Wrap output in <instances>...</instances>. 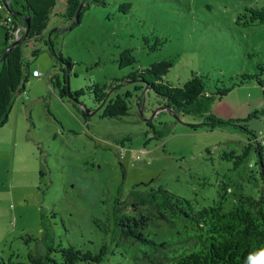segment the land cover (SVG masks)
Returning a JSON list of instances; mask_svg holds the SVG:
<instances>
[{"label": "rangeland", "instance_id": "rangeland-1", "mask_svg": "<svg viewBox=\"0 0 264 264\" xmlns=\"http://www.w3.org/2000/svg\"><path fill=\"white\" fill-rule=\"evenodd\" d=\"M263 1L107 0L105 5L92 3L80 23L64 29L69 25L61 14L66 0H58L44 38L51 37L74 62L72 90L170 59L166 80L182 84L195 71L205 76L211 93L264 65V21L254 18ZM125 2L128 11L120 7ZM6 15V8L0 10V43ZM36 47L40 52L33 56ZM127 47L136 61L121 68L117 59ZM24 56L30 73L36 68L42 75L30 74L0 127V264L9 257L34 264L28 253L44 254L50 245L97 252L103 242L115 253L90 264H137L112 238L118 203L134 187L162 185L196 208L222 201L224 210L242 194L260 195L264 182L251 133L237 123L193 127L210 112L225 120L248 118L240 123L264 141V91L256 81L234 86L222 98L206 99L204 115L181 113L178 118L160 108L162 98L149 88L141 106L136 97L128 99L129 114L102 117L91 93L79 101L59 96L51 78L62 77V70L44 39L27 41ZM127 89L133 90L134 83L117 91ZM74 102L89 109L87 120ZM147 121L161 131L160 138L146 142V130L149 137L153 134ZM250 138L253 147L243 163L222 156L225 150L241 153Z\"/></svg>", "mask_w": 264, "mask_h": 264}, {"label": "trees", "instance_id": "trees-1", "mask_svg": "<svg viewBox=\"0 0 264 264\" xmlns=\"http://www.w3.org/2000/svg\"><path fill=\"white\" fill-rule=\"evenodd\" d=\"M2 1V0H0ZM58 0H10L9 7L19 14H11L12 19L2 24L4 40L0 43V59L8 45L16 38L15 32L21 36L28 28L25 39L15 44L6 56L0 60V127L8 120L17 95L23 92L30 78V62L25 59L24 46L27 41L44 39L48 49L60 63L63 76L55 74L51 78L54 88L60 97L69 96L75 101L85 93H91L93 100L101 110L102 117H119L129 114V98L136 97L139 106L142 104L143 90L152 89L162 98V103L169 105L178 115L194 113L204 115L206 99L222 98L234 86L256 81L264 91V65L259 64L256 73L236 75L232 85L217 86L216 91L207 93L205 76L192 71L190 77L182 84L166 80L164 76L170 71L173 62L170 59H159L146 67L132 69L121 77H114L104 84L93 82L85 87L72 90L69 86V70L73 66L71 57L63 55L51 38H44L50 16ZM82 0H66L65 9L61 13L71 28L80 23L85 9L92 3L107 4V0H84L79 13V20L72 23ZM128 11L130 3L120 5ZM254 18L264 21V1L254 11ZM29 17V25L26 22ZM70 28V29H71ZM160 38L157 39L159 41ZM161 44V43H160ZM40 48L32 50L38 55ZM118 65L123 68L133 65L136 57L132 48H124L119 53ZM66 65V66H64ZM126 83H134V89L124 93L118 88ZM146 89V90H147ZM115 92L114 95L112 93ZM74 106L87 120L89 109ZM206 115V114H205ZM248 118L225 120L213 112L207 113L203 123L213 129L223 123L240 124L255 138V150L260 163V175L264 182V145L256 138L254 130L246 123ZM153 134L149 137L146 130V142L152 138H160L162 133L147 121ZM127 139H130L127 137ZM250 141L241 153L225 150L224 158L236 156V165L243 163L248 149L253 147ZM116 210V222L113 232V245L121 248L124 255L131 257L137 264H264V187L260 195H241L238 202L229 210L223 209L222 201L212 205L196 208L193 202L162 185L145 189L133 188L127 200L119 202ZM169 230V233L166 231ZM54 252V254H53ZM112 252L110 244L103 242L99 251L82 249L73 244L68 246L50 245L44 254L29 252L28 257L34 264H77L103 261ZM57 253V254H56ZM2 264H23L12 257L1 259Z\"/></svg>", "mask_w": 264, "mask_h": 264}, {"label": "water", "instance_id": "water-1", "mask_svg": "<svg viewBox=\"0 0 264 264\" xmlns=\"http://www.w3.org/2000/svg\"><path fill=\"white\" fill-rule=\"evenodd\" d=\"M3 2H4V4H5V6L8 8V10H9V12L10 13H12V14H19V12L18 11H14V10H12V9H10V7H9V2L7 1V0H2ZM83 4H84V0H82L81 1V3H80V5H79V7H78V9H77V12H76V15H75V18H74V20H73V22L72 23H76L78 20H79V13H80V11H81V9H82V6H83ZM26 18V22H27V25H29V17L28 16H26L25 17ZM71 25L72 24H69L66 28H64V29H70L71 28ZM27 33H28V28L26 29V31L21 35V36H18V37H16L9 45H8V47L6 48V51H5V53H4V55L2 56V58L1 59H3L5 56H6V54L9 52V50L15 45V44H17V43H19V42H21L23 39H25L26 38V36H27ZM0 59V60H1ZM68 82H69V75H68ZM148 88V86H146L145 88H144V90H143V92H142V94L144 95V93H145V91H146V89ZM137 104L139 105V101H138V98H137ZM161 109H167L169 112H171L174 116H176V117H178L179 118V115L176 113V112H174V111H172V108L169 106V105H163L162 107H160ZM85 109H87V108H85Z\"/></svg>", "mask_w": 264, "mask_h": 264}, {"label": "built area", "instance_id": "built-area-1", "mask_svg": "<svg viewBox=\"0 0 264 264\" xmlns=\"http://www.w3.org/2000/svg\"><path fill=\"white\" fill-rule=\"evenodd\" d=\"M3 8H6V10H7L6 19H7L8 21H11L12 16H11V14H10L8 8L5 6V4H4L3 1H0V10H2ZM15 35H16L15 37H18V36H19L18 31L15 32ZM31 74H32V76H34V77H40V76L42 75V73H41L38 69H36V68L32 70ZM262 144L264 145V141H262Z\"/></svg>", "mask_w": 264, "mask_h": 264}, {"label": "crops", "instance_id": "crops-1", "mask_svg": "<svg viewBox=\"0 0 264 264\" xmlns=\"http://www.w3.org/2000/svg\"><path fill=\"white\" fill-rule=\"evenodd\" d=\"M7 1L9 2L10 0H7ZM3 40H4V39H3ZM3 40H2V41H3Z\"/></svg>", "mask_w": 264, "mask_h": 264}, {"label": "clouds", "instance_id": "clouds-1", "mask_svg": "<svg viewBox=\"0 0 264 264\" xmlns=\"http://www.w3.org/2000/svg\"><path fill=\"white\" fill-rule=\"evenodd\" d=\"M262 254H264V253H262Z\"/></svg>", "mask_w": 264, "mask_h": 264}]
</instances>
